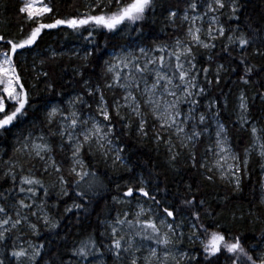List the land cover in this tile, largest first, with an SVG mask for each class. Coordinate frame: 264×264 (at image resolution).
<instances>
[{
	"label": "snow or ice",
	"instance_id": "1",
	"mask_svg": "<svg viewBox=\"0 0 264 264\" xmlns=\"http://www.w3.org/2000/svg\"><path fill=\"white\" fill-rule=\"evenodd\" d=\"M243 8L244 0H19L17 24L0 29V139L18 130L12 155L0 158V264H264V15L242 18ZM149 22L170 34L149 41ZM62 28L87 44L122 31L139 43L114 46L90 72L98 48L35 52L45 30ZM66 55L76 64L71 82L52 71ZM70 83L75 94L53 102ZM129 140L151 144L160 163L137 173ZM86 158L111 161L126 179L97 216L102 231L50 247L39 237L41 224L59 227L52 190L63 202L75 189L80 202L64 212L87 214L108 187ZM169 174L181 176L176 191L158 198ZM253 183L255 203L229 207ZM229 211L251 235L221 222Z\"/></svg>",
	"mask_w": 264,
	"mask_h": 264
},
{
	"label": "trees",
	"instance_id": "2",
	"mask_svg": "<svg viewBox=\"0 0 264 264\" xmlns=\"http://www.w3.org/2000/svg\"><path fill=\"white\" fill-rule=\"evenodd\" d=\"M4 4H7V10L4 8ZM19 6V0H3V3H0V29L3 28L5 21L11 22L13 26L17 24V11L16 9ZM63 11L67 12L70 9L65 8ZM262 15H264V0H244V8L242 13L243 16H252L256 19H259ZM162 21V17H158ZM15 31V27L12 29ZM161 31V22L155 25L149 22L148 25L145 26L144 36L151 41L154 37H158L161 40L167 38L170 34V30L166 29V32L163 34ZM86 35V33H84ZM139 34L132 33L128 34L127 31L118 32L115 34L106 33V34H96L95 36V44H87L82 37L73 33L70 29L62 28V29H51L45 30L42 34L41 39L39 40V47L35 49L37 54L42 51L48 50H56L61 52L65 49H68L72 45H81L87 50H92L93 48H98L99 51H96L94 56L89 57L91 63L87 65L88 70L91 72L95 70L96 73H100L101 67L104 60L109 58V51L114 48V46H119L121 44H133L134 41H138L137 37ZM139 42V41H138ZM70 55V54H68ZM32 56H28L29 62L32 60ZM203 59V57H201ZM76 66L75 62H70L67 58V55L64 59L59 62L58 66H56L52 71L54 73V77H60L62 82H71L73 80V68ZM236 77L233 75L230 79H235ZM78 79V77H77ZM229 78L225 79V83L230 82ZM78 87L75 83H70V86L67 89V92H62V96L52 97L53 102L59 101L60 99H68L69 95H74V89ZM57 91H61V89H57ZM257 106H259L257 102ZM227 115V114H226ZM18 134L17 129H12L11 133H5L3 139H0V158L6 160L9 156L12 155V150L16 145V135ZM234 135H240L239 133L234 132ZM7 152L8 155H4ZM127 157H130V161L132 165H136L137 173L142 170H146L148 168H152L154 165H158L160 163V159L157 156V153L153 150V146L151 144H139L135 140L128 141V150L126 153ZM86 163H90V167L93 171H96L98 174L99 181H102L108 187L100 191L96 196L92 198L91 204H88L89 212L85 214L83 211H78L73 209L70 213H65L64 208L73 203V200H77L80 202L74 195L75 189L69 187V197H63V202L60 201V198L57 195V190H52L50 197L48 198L49 205H56V207L52 208L53 215L60 221L58 229L54 232H49L47 229L43 227L41 224V236L39 240H43L45 242L51 241L50 247L55 248L58 245L63 244L65 241H62L60 237H66V242H71L79 237L82 231H92L95 229L97 233L102 231L101 228L97 227V216L99 214L100 219H104L105 215L108 213L109 206L112 205L111 198L114 195H117L116 184H123L124 180L121 179V176L126 175L121 170L120 172L114 171L110 165L111 162L108 161L107 164L99 161L98 159L88 160L86 158ZM155 171H161L160 168H155ZM183 178L192 183H196L199 180L198 176H193L190 173L183 172ZM70 179H76L72 177ZM92 179L91 177H85L84 181ZM181 179V176H176L173 178L171 174L165 178L164 175H161L159 178V183L161 188L164 187V184H168V191L161 192L158 194L159 197H164L165 199L170 198V194L176 191V183ZM255 177H253V181ZM3 183V181H0ZM51 180H49V184ZM7 187L8 185H4ZM86 186L84 182H82V187ZM254 187L253 184H248L242 194L236 196L235 200L230 201L229 207L231 205H239L248 208L250 203H255L253 200L251 189ZM123 188L120 189L122 193ZM42 195V193L40 194ZM87 203V202H85ZM118 207V206H117ZM94 209V210H93ZM220 209H217L219 211ZM261 213L264 214V209L261 210ZM113 216L115 215V211L111 213ZM79 217L80 223H77V218ZM222 223L227 224L229 227H234L235 230H239L241 232H245L246 235H251V225H241L239 223L233 225L231 223V212H227L225 214V219L221 221ZM247 229V230H246ZM258 231V228H257ZM59 233V236L56 233Z\"/></svg>",
	"mask_w": 264,
	"mask_h": 264
},
{
	"label": "rangeland",
	"instance_id": "3",
	"mask_svg": "<svg viewBox=\"0 0 264 264\" xmlns=\"http://www.w3.org/2000/svg\"><path fill=\"white\" fill-rule=\"evenodd\" d=\"M161 29H164V31H160L161 33H165L166 32V28H165V26H164V24L161 22ZM133 43H139L138 41H134ZM120 47H128L129 46V44H127V43H125V44H121V45H119ZM86 49L87 48H84V47H82L81 45L79 46V45H72V46H70L68 49H65V50H63V51H61V52H64V53H66V54H71V51H73V50H79V55L80 56H83L84 55V52L86 51ZM114 50H118V49H115V48H113V49H111L110 51H109V55L114 51ZM65 100H67V99H65ZM111 162V161H110ZM133 206H134V204H133Z\"/></svg>",
	"mask_w": 264,
	"mask_h": 264
}]
</instances>
